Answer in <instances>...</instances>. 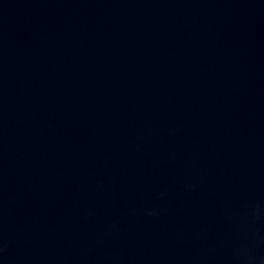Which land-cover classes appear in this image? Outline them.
<instances>
[{
  "label": "water",
  "instance_id": "obj_1",
  "mask_svg": "<svg viewBox=\"0 0 264 264\" xmlns=\"http://www.w3.org/2000/svg\"><path fill=\"white\" fill-rule=\"evenodd\" d=\"M0 264H264V0H0Z\"/></svg>",
  "mask_w": 264,
  "mask_h": 264
}]
</instances>
